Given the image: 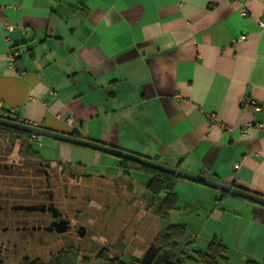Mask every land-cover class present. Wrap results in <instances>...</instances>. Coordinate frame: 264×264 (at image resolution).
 Listing matches in <instances>:
<instances>
[{
	"label": "crops",
	"instance_id": "crops-1",
	"mask_svg": "<svg viewBox=\"0 0 264 264\" xmlns=\"http://www.w3.org/2000/svg\"><path fill=\"white\" fill-rule=\"evenodd\" d=\"M262 19L264 0H0V109L264 196V130L243 132L264 122L244 103H264ZM46 146L55 161L122 169L92 148ZM132 175L138 188L152 177ZM174 192L165 229L186 228L180 264H204L213 239L227 247L218 264H264V204L181 177Z\"/></svg>",
	"mask_w": 264,
	"mask_h": 264
},
{
	"label": "flooded vegetation",
	"instance_id": "flooded-vegetation-1",
	"mask_svg": "<svg viewBox=\"0 0 264 264\" xmlns=\"http://www.w3.org/2000/svg\"><path fill=\"white\" fill-rule=\"evenodd\" d=\"M8 134L7 139L0 136V173L18 170L20 177L17 197L9 193L0 198V261L5 264V261L21 258L24 264L30 259L29 251L35 245L45 249L49 246V259L37 255L33 261L44 264L90 261L86 251H89L92 239L90 209L95 200L92 199L90 181L94 177L109 179L114 197L120 204L118 173L92 172L80 162L73 165L46 158L36 148L38 141L31 136ZM10 158L12 160L8 161ZM118 160L119 166L124 168L123 159ZM27 173L30 175L26 176ZM125 186L127 191L133 192L130 181ZM126 201H132V196H127ZM116 211L117 208L113 213ZM122 237L123 234L119 240L122 241ZM51 244L55 249L50 247ZM142 256H130L127 260L118 256L109 258L118 259L119 263L138 264ZM97 257L109 264L110 260Z\"/></svg>",
	"mask_w": 264,
	"mask_h": 264
},
{
	"label": "rangeland",
	"instance_id": "rangeland-1",
	"mask_svg": "<svg viewBox=\"0 0 264 264\" xmlns=\"http://www.w3.org/2000/svg\"><path fill=\"white\" fill-rule=\"evenodd\" d=\"M0 136L7 139L9 134L0 132ZM42 139L43 145L40 141L37 142V150L42 155L54 156L56 150L46 146V142L50 140V137L43 136ZM17 149L18 147L15 150ZM74 158H83L85 160L94 159L85 155L83 156L82 154L79 156L76 154ZM10 160H12V158L8 159V161ZM97 170V168L92 169V171ZM133 171V169L126 170L122 168L117 176L121 179L120 197L122 202L120 204L114 197L112 182L109 179L98 180L97 177H94L90 181L92 199L96 200V203H94L95 200L92 202L90 209L92 239L90 249L86 251V256H89L91 263L106 264L105 261H101L97 257L101 253L104 254L105 257L106 253L103 251H107L111 257L118 256L119 258H123V260H127L130 256H142L154 242L155 236L159 232L164 231L166 225L169 223L168 218L156 219L153 213L147 212V207L149 202H151V200H149L151 194L148 193V195H146L147 189L145 186L138 188L132 175ZM29 175L30 173L26 174V176ZM19 177L20 174L18 170L0 173V198L4 196L3 194L9 193L17 197ZM146 177L143 180H146ZM127 181L132 183L133 192L127 191L125 186ZM1 190H3V192ZM127 196H132V201H126ZM138 199L143 200L142 203H138L139 207H137ZM108 204H111V206H108ZM115 208H117V211L114 214L113 211ZM102 234L105 237L102 238ZM122 234L124 237H122L123 239L121 241L119 240V236ZM54 246V244H51L50 247L55 249ZM48 248L49 246L45 249L39 245H35L33 250L29 251V254H31L29 260L33 261L37 255L48 260ZM5 264H22V259L17 258L16 260L5 261Z\"/></svg>",
	"mask_w": 264,
	"mask_h": 264
},
{
	"label": "water",
	"instance_id": "water-1",
	"mask_svg": "<svg viewBox=\"0 0 264 264\" xmlns=\"http://www.w3.org/2000/svg\"><path fill=\"white\" fill-rule=\"evenodd\" d=\"M0 126L13 128L24 131L30 134H37L39 136H46L54 138L63 142L77 144L80 146L92 148L107 154H111L120 159L129 160L138 164H142L157 170H161L175 176L190 180L199 184L217 188L224 192L248 198L256 202L264 204V196L241 189L239 187L229 185L211 178H207L198 174L184 171L178 167H173L157 160L141 156L124 149L105 144L102 142L93 141L84 137L75 136L72 133L59 132L46 127L31 125L23 121H18L9 117L0 116ZM22 206H17L20 208ZM29 208V207H27ZM172 256V253L166 249H161L160 246L152 243L148 250L144 253L138 264H167Z\"/></svg>",
	"mask_w": 264,
	"mask_h": 264
},
{
	"label": "trees",
	"instance_id": "trees-1",
	"mask_svg": "<svg viewBox=\"0 0 264 264\" xmlns=\"http://www.w3.org/2000/svg\"><path fill=\"white\" fill-rule=\"evenodd\" d=\"M0 132H10L15 134H27L31 136L30 133L16 130L13 128H8L4 126H0ZM79 135V134H77ZM80 136V135H79ZM122 166L126 170L134 169L139 171H144L152 174L151 179L147 182L146 189L152 197H155V214L161 219H167L170 216V213L177 209L179 196L174 192V186L176 179L178 176L173 174L157 170L142 164H138L129 160H122ZM153 199L151 203L155 201ZM186 228L182 225H170L165 229L164 232H160L154 239V243L160 246L162 249H166L172 252V258L168 262V264H180L181 257L177 255V250L180 245V240L185 236ZM227 251V247L221 241L217 239H213L209 244L207 250L205 252H198V256L204 264H218L221 259L224 258V254ZM106 253L100 254L99 256L105 259L110 260L109 264H124L119 263L118 259H110L107 251H103ZM0 264H4L0 261ZM24 264H44L42 261H26ZM248 264H256L254 262L249 261Z\"/></svg>",
	"mask_w": 264,
	"mask_h": 264
},
{
	"label": "built area",
	"instance_id": "built-area-1",
	"mask_svg": "<svg viewBox=\"0 0 264 264\" xmlns=\"http://www.w3.org/2000/svg\"><path fill=\"white\" fill-rule=\"evenodd\" d=\"M260 26L262 28H264V19H262L260 21ZM12 29H14V28L12 27ZM14 56L15 55H13L12 58ZM244 103H245L246 106L252 108L254 111H264V103L257 102L255 99L251 98L250 96H247L245 98ZM12 113H13V109H7V110L0 109V116H2V117H9V118H11V114ZM211 118H212V122L213 123H216L217 122V119H216V117L214 115H211ZM29 124L35 125L32 122H29ZM251 128H257L258 130H264V122H261V121H250V122H247L245 124V126L243 127V132L244 133H248ZM36 140L37 141H40L41 140V137L38 136V138H36Z\"/></svg>",
	"mask_w": 264,
	"mask_h": 264
}]
</instances>
